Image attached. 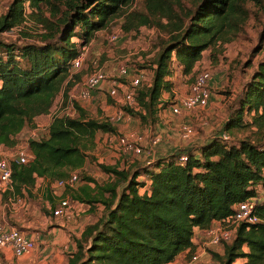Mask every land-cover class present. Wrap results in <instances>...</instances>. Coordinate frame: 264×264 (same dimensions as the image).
Returning <instances> with one entry per match:
<instances>
[{
    "label": "trees",
    "instance_id": "obj_1",
    "mask_svg": "<svg viewBox=\"0 0 264 264\" xmlns=\"http://www.w3.org/2000/svg\"><path fill=\"white\" fill-rule=\"evenodd\" d=\"M128 1L11 0L0 14V32L21 25L36 12L42 24L36 41L21 47L0 41L5 55L0 56V145L16 146L18 134L34 126L37 116L50 113L60 92L63 106L71 103L76 111L54 114L46 134L28 140L29 159L11 161L13 194L22 195L24 188L31 196L29 188L37 177L50 183L80 172L96 133H118L108 117H93L70 98L81 77L70 64ZM245 1L196 0L194 9L181 12L182 0H143L141 10L128 11L125 30L157 25L168 36L153 61L151 82L137 90L138 107L125 110L143 121L154 114L163 92H173V57L183 74L192 73L205 50L230 41L229 33L240 30ZM42 6L49 7L51 18L42 14ZM257 49L262 58L221 128L234 141L217 134L198 147V154L194 149L175 150L132 168L97 161L107 174L102 183L83 174L71 200L90 207L99 203L102 214L85 225L67 264H167L181 252L198 249L193 242L196 227L207 229L250 197L257 198L259 220L241 222L231 241L222 243L223 252L213 251L211 256L218 264H232L239 257L244 258L240 264H264V31ZM245 130L247 134H237Z\"/></svg>",
    "mask_w": 264,
    "mask_h": 264
},
{
    "label": "rangeland",
    "instance_id": "obj_2",
    "mask_svg": "<svg viewBox=\"0 0 264 264\" xmlns=\"http://www.w3.org/2000/svg\"><path fill=\"white\" fill-rule=\"evenodd\" d=\"M10 1L0 0V14L6 9ZM182 3L181 12H185L194 9L196 0H182ZM142 5L143 0H129L122 10L110 20L107 27L96 32L93 40L86 45L85 49L81 47V50L85 51L84 60L82 67L76 71L78 74H81V77L72 87L70 92L74 96H70V98L86 108L93 117L102 118L115 115L119 109L126 111L124 107L127 106L122 100L118 101V104L112 103L116 99L109 95L107 91L108 83L96 88L90 98L84 99L79 96V92L83 86L82 79L91 68L93 60H97L98 64L111 77L116 75L118 66L121 63H126L128 72L121 79L124 83H128L134 76H140L143 84L151 82L153 61L162 45L165 44L168 34L157 25H142L138 30L124 29L123 23L126 13L132 9L141 10ZM244 6L247 13L245 22L240 30L235 33H229L231 37L230 41L224 42L217 48L205 50L192 73L183 74L177 65L176 59L173 57L171 75L173 92H163L161 101L157 104L154 114L147 115V119L143 121L138 115H131L126 111L130 115L129 119L114 121L116 126L121 130L120 133L128 136L130 139H134L136 134L142 135V140L138 144L143 147V152L140 154L121 152L118 149L117 138L113 134L98 131L96 133L94 148L86 149L89 154L88 161L79 170L80 172L76 171L78 176L81 175L78 182L73 188H64L63 192L68 197L71 196L75 188L78 187L77 185L82 181L83 174L94 177L100 183L107 180V174L98 167L97 161L118 163L121 167L132 168L136 164L146 163L147 160L153 157L158 148L167 147V143H171L177 151H182L193 149L197 143V138L203 141L220 134L224 121L238 104L244 81L247 80V77L249 78L253 68L259 59L262 58V51L260 49L256 50V46L264 31V0H246ZM42 14L49 17V7L42 6ZM38 17L39 14L37 12L32 16L28 14L27 19L21 25L0 32V41L5 44L15 45L16 47L36 41L38 31L42 27V24L38 22ZM113 33L117 34L118 38L111 41L109 37ZM72 38L76 39L77 37L74 35ZM220 48L223 50H219ZM3 49L4 46L0 44V56L3 55L5 58L4 52H2ZM19 51L18 49L15 50L16 56ZM203 70L209 72L210 78L212 76L215 77V75L217 76V83L214 84L216 87L212 88L210 84L208 85L211 92L215 93V98L210 99L207 105L202 108L183 109L181 113H173L169 108L171 102L176 100L180 95L186 94L195 76ZM122 92L123 90L120 88L118 96L121 98ZM51 112L52 114L66 113L76 115V111L71 103L63 106L61 92L56 96ZM246 118H249V116H246ZM184 124H190L194 130L193 134L188 138H182L180 135L181 127ZM41 127V130L38 131L39 135L44 134V125ZM29 131V127H25L18 138V144L5 152L7 156L13 155L14 150L18 147H27ZM171 132H174V137L167 136V133L172 134ZM247 133L248 131L245 130L237 134L244 135ZM153 135L160 137L159 141L154 145L150 144V137ZM230 136L231 139L229 141H234V136L232 134ZM196 148L198 147L196 146ZM259 189L263 190L261 186ZM51 191L44 188L34 190L31 195L33 198L31 204L33 203L41 208L44 204L43 200L49 198ZM9 197L12 203L16 202L14 206L13 204H9L10 208L15 207L20 212L25 210L24 199H22L23 194H13V192H10ZM200 236V240H197V244L200 245L198 248L200 261H205L207 264H218L217 257H213L211 254L213 251L222 253L223 244L204 247L202 244V241L206 238L204 232ZM186 257H188V254H186ZM238 261L242 260L239 259ZM0 264L6 263L0 259Z\"/></svg>",
    "mask_w": 264,
    "mask_h": 264
},
{
    "label": "built area",
    "instance_id": "obj_3",
    "mask_svg": "<svg viewBox=\"0 0 264 264\" xmlns=\"http://www.w3.org/2000/svg\"><path fill=\"white\" fill-rule=\"evenodd\" d=\"M117 38L118 35L114 33L109 37L111 41H114ZM82 48L85 49L86 45H84ZM84 52L85 51L81 50L79 55L71 60L70 68L72 72H76L82 67ZM127 72V64L121 63L118 66L116 75L111 77L98 64L97 60H93L91 63V68L82 79L83 86L79 92V96L84 99L90 98L96 88L108 83L107 91L110 96L118 97L119 89L122 88L123 92L121 100L123 101V103H125L129 107L137 108L138 106L136 101V94L138 88L143 84V81L140 76H134L128 81V83H124L121 79L122 77L127 75ZM209 78L210 75L208 71H200L190 84L189 91L186 94L180 95L176 98V100H173L171 102L169 106L170 110L173 113L178 114L181 113L183 109H194L198 107L202 108L206 106L209 102L211 94V90L208 86ZM68 104L64 106H67ZM128 113L122 109H119L118 112L115 113V115H109L108 119L112 122L126 120L130 117ZM39 129L40 127L38 125L32 128L29 131L28 140L37 137L39 135ZM193 132V127L190 124H184L181 127L180 135L182 138H188L193 134ZM113 136L117 138L119 151L124 153L134 152L135 154H140L143 152V147L138 144V142H141L142 140V135L136 134L134 139H130L128 136L121 133L114 134ZM220 137L225 141H229L230 139V136L226 131H221ZM159 139L160 137L158 135L151 136L150 144H156ZM26 148H16L13 152V155L11 156H7V154L4 153L0 154V193L13 191L11 161L13 159H18V162H26L30 156V153L28 151V142ZM156 157H154L153 159L151 158L143 164L150 163ZM186 158L187 157L185 154H182L180 156L181 161H184ZM78 180V174L72 171L70 175L65 178L55 179L51 181V189L55 192L57 188L74 187ZM256 199V197H250L247 200L237 203L234 207V211L231 214L222 219L214 221L210 227L204 229L206 238L204 241H202L203 246H218L224 242H229L233 238L235 230L241 222L254 223L258 221L259 218L255 214ZM70 208V197L59 198L57 206L51 209V213L55 217L68 216ZM36 240L37 233L34 236H29L16 226L6 227L0 224V247L11 249L14 256H22L33 249L36 245ZM186 254L181 258H176L174 264H207V262L205 261H200V253L198 249L188 254V257H186ZM232 264H240V262H238L236 259Z\"/></svg>",
    "mask_w": 264,
    "mask_h": 264
},
{
    "label": "crops",
    "instance_id": "obj_4",
    "mask_svg": "<svg viewBox=\"0 0 264 264\" xmlns=\"http://www.w3.org/2000/svg\"><path fill=\"white\" fill-rule=\"evenodd\" d=\"M91 41L89 43H91ZM246 79H248V77ZM215 83H217L216 75L215 77L212 76L209 79V84L212 88L216 87L214 85ZM70 96L74 95L70 92ZM214 98L215 93L211 92L210 99ZM115 99L116 100L112 103L118 104V101L121 100V97L118 96L115 97ZM53 115L54 114L50 112L48 114L37 116L35 119V125L29 127V130L36 127V125H38L40 127L39 130H41V126L44 125L43 130L44 134H46L48 125ZM24 129L18 134L17 138H19ZM117 129L118 133H120L121 130L118 127ZM171 133L172 134L167 133V136L174 137V132ZM206 140L200 141V139L197 138V143L194 146L195 148L193 147L195 153H199L196 146L199 147L204 142H206ZM8 149L11 148L0 145V154H5ZM175 150L176 148L173 147L171 143H167V147L163 146L156 150V153L153 154L152 159L156 156L164 155ZM76 171L77 170H74L73 172ZM140 178L142 177L140 176ZM80 184L81 183H79L78 185ZM42 188L52 190L51 182L48 183V180L44 179L43 177H37L34 186L30 187L29 190L31 191V193H33L34 190H41ZM59 189H61V191H59ZM22 191V199H24L23 204H25V210L23 212H20L19 210L17 211L15 207L10 208L9 204H13L14 206L16 203H12L10 201V192L6 191L0 193V224L6 227L16 226L29 236H34L37 233L36 245L33 249L19 257L14 256L11 249L0 247V259L6 264H67L68 256L76 249V238L80 237L87 223L93 222L97 220L99 216H101L102 205L97 203L93 207H90V205L88 204L80 203L72 199L69 215L64 217H55L54 215H52L51 209L57 206L59 198L68 197L63 192L64 188H57L55 192L51 191L50 196L52 198V201L48 200L49 198L44 199V204L41 208L37 207L33 203L31 204V200H33L32 196H29L24 188ZM29 206L31 207L29 208ZM203 232V229H199L196 227L193 236V242L197 243V240H200V235ZM186 253V251L181 252L176 256V258H181ZM175 259L167 264H174ZM239 259L242 260L240 261V263L244 261V258L241 257L237 258V261Z\"/></svg>",
    "mask_w": 264,
    "mask_h": 264
},
{
    "label": "water",
    "instance_id": "obj_5",
    "mask_svg": "<svg viewBox=\"0 0 264 264\" xmlns=\"http://www.w3.org/2000/svg\"><path fill=\"white\" fill-rule=\"evenodd\" d=\"M18 160V159H17Z\"/></svg>",
    "mask_w": 264,
    "mask_h": 264
}]
</instances>
